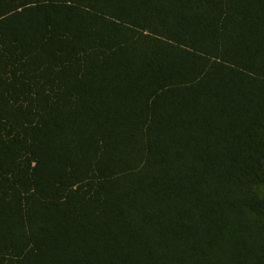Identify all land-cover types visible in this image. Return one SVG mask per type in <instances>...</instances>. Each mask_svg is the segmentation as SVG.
Returning a JSON list of instances; mask_svg holds the SVG:
<instances>
[{"label":"trees","instance_id":"16d2710c","mask_svg":"<svg viewBox=\"0 0 264 264\" xmlns=\"http://www.w3.org/2000/svg\"><path fill=\"white\" fill-rule=\"evenodd\" d=\"M0 264H264V0H0Z\"/></svg>","mask_w":264,"mask_h":264}]
</instances>
